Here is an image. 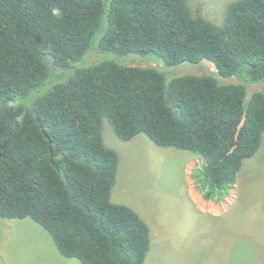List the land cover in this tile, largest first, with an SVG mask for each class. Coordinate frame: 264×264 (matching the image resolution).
Listing matches in <instances>:
<instances>
[{"label": "trees", "instance_id": "obj_1", "mask_svg": "<svg viewBox=\"0 0 264 264\" xmlns=\"http://www.w3.org/2000/svg\"><path fill=\"white\" fill-rule=\"evenodd\" d=\"M188 1L0 0V218H30L80 264H144L148 225L110 200L118 155L105 119L123 142L144 135L200 158L190 180L204 201L230 195L264 134V92L245 88L264 87V0L230 6L221 27ZM101 54L205 61L237 83Z\"/></svg>", "mask_w": 264, "mask_h": 264}, {"label": "rangeland", "instance_id": "obj_2", "mask_svg": "<svg viewBox=\"0 0 264 264\" xmlns=\"http://www.w3.org/2000/svg\"><path fill=\"white\" fill-rule=\"evenodd\" d=\"M239 1L189 0L188 5L193 16L221 27L229 7ZM101 59L156 68L167 79L207 74L221 83H237L219 78L205 61L166 67L151 56ZM245 88L247 99L255 91L264 92L259 85ZM102 140L118 155L111 202L130 207L149 227L144 264H264V134L255 155L243 162L230 195L218 204L204 201L195 190L190 173L201 159L192 153L158 148L144 135L123 142L106 119ZM0 264L80 263L61 257L50 235L30 218H0Z\"/></svg>", "mask_w": 264, "mask_h": 264}, {"label": "water", "instance_id": "obj_3", "mask_svg": "<svg viewBox=\"0 0 264 264\" xmlns=\"http://www.w3.org/2000/svg\"><path fill=\"white\" fill-rule=\"evenodd\" d=\"M43 59H44V57H43ZM264 61V59L262 60V62ZM259 65V64H258ZM257 65H253L252 66V68H255ZM167 103L169 104L170 102H169V98H167ZM43 134H44V136L47 138V139H49V136H48V134L46 133V131H43Z\"/></svg>", "mask_w": 264, "mask_h": 264}]
</instances>
